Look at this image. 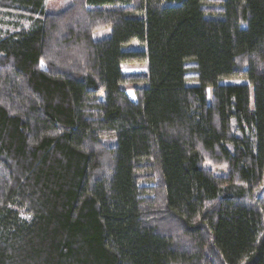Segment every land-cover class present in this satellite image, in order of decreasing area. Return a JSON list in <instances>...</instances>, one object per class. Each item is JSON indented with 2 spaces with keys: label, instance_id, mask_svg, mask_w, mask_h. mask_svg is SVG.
Returning a JSON list of instances; mask_svg holds the SVG:
<instances>
[{
  "label": "trees",
  "instance_id": "1",
  "mask_svg": "<svg viewBox=\"0 0 264 264\" xmlns=\"http://www.w3.org/2000/svg\"><path fill=\"white\" fill-rule=\"evenodd\" d=\"M46 2L0 0V264H264V0Z\"/></svg>",
  "mask_w": 264,
  "mask_h": 264
},
{
  "label": "rangeland",
  "instance_id": "2",
  "mask_svg": "<svg viewBox=\"0 0 264 264\" xmlns=\"http://www.w3.org/2000/svg\"><path fill=\"white\" fill-rule=\"evenodd\" d=\"M71 4H72V0H47V2L45 4V10L48 13H59V12L64 11L65 9H67ZM216 7H217L216 5H212L210 8H216ZM8 27L5 26L4 29H7ZM0 32H1V26H0ZM110 33H111L110 28L99 29L95 32V37L98 39H100V38L102 39V38L109 36ZM135 46L137 47V45H135ZM66 55L68 57H70V56L72 57V56H76V53L71 52L70 54L67 53ZM50 57L55 59L54 54L52 52L50 53ZM54 59H50V60L53 61ZM54 61H56V60H54ZM122 68H123V73L127 77H143L147 74V71H148L146 64H125L122 66ZM224 83H243V81L235 80V81H227ZM135 84H137L139 86L145 85V83L142 81L135 82ZM126 86L131 87L133 85H132V83H127ZM205 166L207 168L211 169L216 174H222L227 170L226 167H223V166H221V167L213 166L210 162H206ZM262 192L264 193V186H263ZM22 215L27 216L23 213V211H22ZM162 225H164L163 222H162Z\"/></svg>",
  "mask_w": 264,
  "mask_h": 264
}]
</instances>
